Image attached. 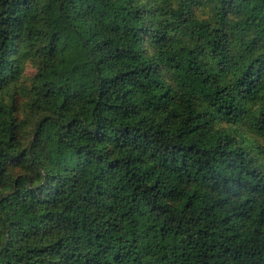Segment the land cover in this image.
I'll list each match as a JSON object with an SVG mask.
<instances>
[{
	"label": "trees",
	"instance_id": "obj_1",
	"mask_svg": "<svg viewBox=\"0 0 264 264\" xmlns=\"http://www.w3.org/2000/svg\"><path fill=\"white\" fill-rule=\"evenodd\" d=\"M0 264H264V0H0Z\"/></svg>",
	"mask_w": 264,
	"mask_h": 264
},
{
	"label": "rangeland",
	"instance_id": "obj_2",
	"mask_svg": "<svg viewBox=\"0 0 264 264\" xmlns=\"http://www.w3.org/2000/svg\"><path fill=\"white\" fill-rule=\"evenodd\" d=\"M199 10H200V13L202 15H209L210 14V5L209 4H203V5L200 6V9ZM35 71H36L35 70V67H33L32 63L31 62H28L25 65V67H24V71H23L22 76H21V79H20V85L23 84V83H25V81H27L30 78V76L35 73ZM23 100H24V97H21L20 98V101H23ZM219 125H221V127H226V128H230V126H231V125L226 124V123L225 124H221L220 123ZM246 136H247V138H251L247 134H246ZM254 153L256 155H260V152L259 151H254Z\"/></svg>",
	"mask_w": 264,
	"mask_h": 264
}]
</instances>
